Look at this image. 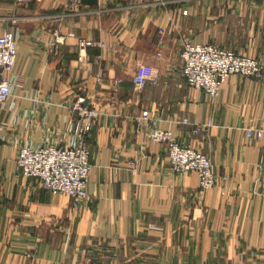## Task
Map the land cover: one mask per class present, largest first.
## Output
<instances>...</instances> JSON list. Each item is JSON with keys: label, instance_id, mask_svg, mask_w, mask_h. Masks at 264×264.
<instances>
[{"label": "crops", "instance_id": "obj_1", "mask_svg": "<svg viewBox=\"0 0 264 264\" xmlns=\"http://www.w3.org/2000/svg\"><path fill=\"white\" fill-rule=\"evenodd\" d=\"M10 29L23 86L0 106V264H264V146L246 134L264 128V77L233 75L210 98L181 59L187 38L264 61V0H0V34ZM140 65L153 75L136 89ZM80 95L100 115L89 198L76 203L23 176L17 157L61 138ZM154 127L207 154L217 184L174 173Z\"/></svg>", "mask_w": 264, "mask_h": 264}, {"label": "built area", "instance_id": "obj_2", "mask_svg": "<svg viewBox=\"0 0 264 264\" xmlns=\"http://www.w3.org/2000/svg\"><path fill=\"white\" fill-rule=\"evenodd\" d=\"M33 1L14 0L16 5H28ZM70 3L77 5L81 0H70ZM90 45L89 41L80 40V51L86 52ZM17 57V37L13 31H4L0 34V106L10 99L16 88L23 86V78L16 70ZM181 59L183 75L189 87L206 93L210 98L218 97L223 85L233 75L260 77L264 73L261 64L251 57L214 44L194 43L190 39L184 40ZM152 75L151 66H139L133 77L136 89L144 88ZM71 113L72 119L66 128L58 130L61 138L53 141L48 135L43 144L36 147L20 145L17 165L23 176L37 181L44 191L65 194L76 203H82L89 198L88 183L92 171L88 139L100 113L84 95L74 100ZM150 119V111L144 109L138 123L144 127ZM183 123L191 124L188 118L183 119ZM200 131L202 127L195 128V132ZM246 134L249 138L263 141L264 146V128H249ZM147 135L151 141L165 145L174 173L193 171L199 177L202 190L214 187L215 169L209 157L184 144L169 129L154 127ZM261 166L264 168V155Z\"/></svg>", "mask_w": 264, "mask_h": 264}, {"label": "rangeland", "instance_id": "obj_3", "mask_svg": "<svg viewBox=\"0 0 264 264\" xmlns=\"http://www.w3.org/2000/svg\"><path fill=\"white\" fill-rule=\"evenodd\" d=\"M14 5L15 6H18V5H16L15 4V2H14ZM7 31H13L14 33H15V35H17L16 34V32H15V30L14 29H10V30H7ZM17 37V36H16ZM187 39V38H186ZM237 53V52H236ZM242 55V54H241ZM245 56H247V57H250V56H248V55H245ZM251 58H253V59H255L256 61H258L260 64H261V66H262V68H263V70H264V61L262 60V59H260V58H254V57H251ZM141 66V65H140ZM183 67V66H182ZM240 76H242V75H240ZM242 77H247V76H242ZM261 77H264V73H263V75H261L260 77H250V78H255V79H259V78H261ZM206 124H209L208 126H206ZM186 125H188V124H186ZM211 126V123H210V121L209 122H207V123H205V124H200V125H196L194 128H193V132L194 133H200V132H202V131H204L205 129H207L208 127H210ZM196 127H202V131H200V132H195V128ZM249 128H254V129H260L261 127H254V126H250V127H247V129H249ZM246 129V130H247ZM248 137V136H247ZM249 138V137H248ZM261 141V140H260ZM194 148V147H193ZM197 150V149H196ZM199 151V150H198ZM199 152H201V151H199ZM201 153H203V154H205L204 152H201ZM207 157H209L207 154H205ZM210 158V157H209ZM211 159V158H210ZM212 161V160H211ZM212 163H213V161H212ZM262 163V162H261ZM261 163H259V168L261 169V170H264V168L261 166ZM213 165H214V163H213ZM214 169H215V165H214ZM216 171V170H215ZM190 172H193V171H190ZM187 173H189V172H187ZM195 173V172H194ZM183 174H185V173H183ZM197 174V173H196ZM199 178V177H198ZM214 178H215V183H214V186L217 184V181H218V177H217V172H215V175H214ZM199 183H200V180H199ZM213 188V187H212ZM209 190V189H208ZM92 253H90L89 254V252H85V257H87V256H90ZM86 261V260H85Z\"/></svg>", "mask_w": 264, "mask_h": 264}, {"label": "water", "instance_id": "obj_4", "mask_svg": "<svg viewBox=\"0 0 264 264\" xmlns=\"http://www.w3.org/2000/svg\"><path fill=\"white\" fill-rule=\"evenodd\" d=\"M81 2L82 3H90V4H92V3H98V0H81Z\"/></svg>", "mask_w": 264, "mask_h": 264}]
</instances>
